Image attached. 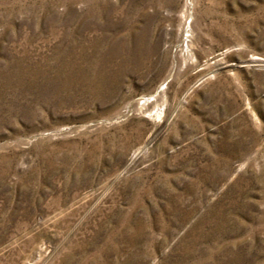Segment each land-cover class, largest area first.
Wrapping results in <instances>:
<instances>
[{"label":"rangeland","instance_id":"obj_1","mask_svg":"<svg viewBox=\"0 0 264 264\" xmlns=\"http://www.w3.org/2000/svg\"><path fill=\"white\" fill-rule=\"evenodd\" d=\"M0 264H264V0H0Z\"/></svg>","mask_w":264,"mask_h":264}]
</instances>
